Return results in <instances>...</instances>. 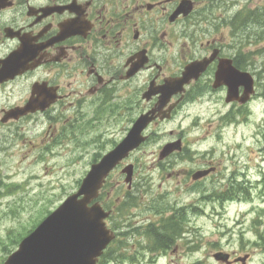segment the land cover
Wrapping results in <instances>:
<instances>
[{
	"label": "flooded vegetation",
	"instance_id": "flooded-vegetation-1",
	"mask_svg": "<svg viewBox=\"0 0 264 264\" xmlns=\"http://www.w3.org/2000/svg\"><path fill=\"white\" fill-rule=\"evenodd\" d=\"M228 1L0 0V147L22 142L24 137L29 139L28 133L36 121L45 128L47 144L61 140L69 131L79 134L83 116L91 115L97 121L102 114L107 116L115 111L121 115L136 111L128 132L139 116L154 115L156 118L146 130L150 140L155 135L149 133L150 129L171 119L184 104L204 98H215L224 104L225 110L219 113L221 123L238 126L240 117L246 121L254 101L264 97V76L257 75V61L253 59L256 49L246 47L247 43L251 44L247 29L256 10L244 11L240 19L241 13L229 14L228 18L239 19L240 25L235 29L232 24V31L235 30L232 42L226 44L212 38L198 55L196 46H187L188 52L178 69L172 62L179 36L197 43L198 39L189 32L195 20L218 19L216 6H224ZM199 61L208 62L204 70L185 85L182 93L168 96L172 90L167 87L170 80L180 77L188 64ZM219 69L221 78H217ZM234 70L246 74L234 77ZM183 144L181 152L175 151L167 159L188 152L189 147L184 141ZM125 165L123 161L114 171ZM198 170L203 172L199 180L193 179L192 169L184 174L194 184L217 183L215 189H206L220 203L239 199L240 194L249 195L254 184L248 172L239 166L230 175L223 174L221 163L214 159L205 160ZM4 179L7 178L0 177V188L4 187L0 191L2 197L8 196L16 186ZM130 190L116 201H128L129 195H133ZM101 192L99 200L103 205L114 200L106 189ZM183 209H173L169 216L148 224L158 234L168 228L166 237L160 235L167 241L164 246L155 241L152 250L139 245L135 254L146 249L157 252L154 262L162 259L172 264L173 256L180 255L177 245H173L184 235L180 228L184 222ZM148 225H142L147 226L145 231L151 230ZM138 228L132 227L131 232ZM171 248L175 252L168 253ZM129 256L136 258L133 253ZM252 256V252L229 253L226 262H218L246 264Z\"/></svg>",
	"mask_w": 264,
	"mask_h": 264
},
{
	"label": "rangeland",
	"instance_id": "rangeland-1",
	"mask_svg": "<svg viewBox=\"0 0 264 264\" xmlns=\"http://www.w3.org/2000/svg\"><path fill=\"white\" fill-rule=\"evenodd\" d=\"M216 9L218 19L195 20L191 26L189 32L198 39L197 43L179 36L172 60L175 69L188 52L187 46H196L198 55L212 38L226 44L232 42L235 31L232 28L240 26L239 19L244 11H264V0H229ZM239 13L237 20L228 18ZM259 15L258 21L255 18L249 23L247 30L251 44L247 43L246 47L256 49L253 55L257 61L255 68L264 72V54L260 53L264 51V12ZM199 31L206 34L203 36ZM259 72L257 75L263 77L264 74ZM221 110H225V106L215 98L184 104L171 119L150 129L149 133H155L152 139L125 161L135 169L131 190L121 169L111 175L107 191L112 199L125 197L126 190L138 197L135 203L130 200L124 207L117 224L122 225L124 233L126 231L121 239L128 241L125 246L129 249L121 251L128 256L125 262L113 258L106 264H166L162 259L159 263L154 262L157 252L141 249L135 254L140 245L138 239L143 241L145 238L134 235L131 229L159 221L180 207L184 208V222L180 224L184 235L173 245H177L180 255L173 256L172 264H222L213 257L219 251L242 255L252 252V259L246 264H264V97L254 101L250 116L246 121L240 117L238 126L221 123ZM135 116L136 111H126L124 115L118 111L107 116L102 114L99 116L102 124L100 120L94 121L91 115L83 116L79 134L69 131L61 140L47 144L45 128L36 121L28 133L29 139L24 137L22 142L0 147V177L7 178L3 181L8 180V183H16L8 196L0 194V264L5 263L24 236L79 188L91 164L126 136ZM94 137L96 139L92 140ZM178 141L182 144L184 141L189 151L160 160L162 148L169 142ZM207 159L220 162L222 173L227 176L235 166L248 172V178L254 183L250 194H240L239 199L220 203L213 199V192L207 190L215 189L217 183L194 184L184 174L185 170L192 169L196 173ZM0 191L3 192L4 187ZM173 248L168 253L175 252ZM131 253L136 259L129 256Z\"/></svg>",
	"mask_w": 264,
	"mask_h": 264
},
{
	"label": "water",
	"instance_id": "water-1",
	"mask_svg": "<svg viewBox=\"0 0 264 264\" xmlns=\"http://www.w3.org/2000/svg\"><path fill=\"white\" fill-rule=\"evenodd\" d=\"M207 64L208 62L199 61L186 66L181 77L170 80V84H167V87L172 88L168 96L182 90L183 86L192 77H197ZM234 71V77L237 75L242 77L246 74ZM221 76L220 70L217 72V78H221ZM227 80L231 82V78H227ZM166 101L168 99H165ZM150 115L146 113L139 117L129 134L99 162L91 166L80 189L70 195L34 231L25 237L18 249L7 258L4 264L97 263L105 248L114 239L115 234L107 227L105 221L110 212L105 211L99 202L91 203L98 197L109 173L146 140L147 137L143 135V132L154 119V115ZM179 148L180 141L168 143L163 147L160 157L164 158ZM123 172L128 174L126 181L130 182L133 165L124 168ZM202 174V171H197L193 178L197 179ZM215 256L220 260L228 258V255L224 253H217Z\"/></svg>",
	"mask_w": 264,
	"mask_h": 264
},
{
	"label": "trees",
	"instance_id": "trees-1",
	"mask_svg": "<svg viewBox=\"0 0 264 264\" xmlns=\"http://www.w3.org/2000/svg\"><path fill=\"white\" fill-rule=\"evenodd\" d=\"M258 18H260V15H256V20L258 21ZM133 198H134V196H133ZM123 207H124V205H121L120 207H118L117 209H118V211L120 212V211H122V209H123ZM117 224H119V220L118 221H116L115 222V225H117ZM151 230L149 231H144L145 233H146V235H148V237H149V239L150 240H148L149 242V246H151V247H153V242L155 241L156 242V244L157 245H159V246H164L165 245V243L167 242L166 241V239H163L162 238V236H161V238H160V235H163V236H167L168 235V228H165L164 230H163V233L162 234H158L157 233V231H156V229L154 228V229H152V227L150 226L149 227ZM174 228H177L176 226L174 227ZM120 235V234H119ZM154 236L155 238H153V237H151V236ZM147 246H148V244H147ZM109 257V258H108ZM114 258V257H113ZM112 259V257L110 258V256H109V253H105L104 255H103V257H102V259L100 260V263L99 264H106V262H108L109 260H111ZM114 260V259H113ZM118 261V260H117ZM123 261V260H122Z\"/></svg>",
	"mask_w": 264,
	"mask_h": 264
}]
</instances>
